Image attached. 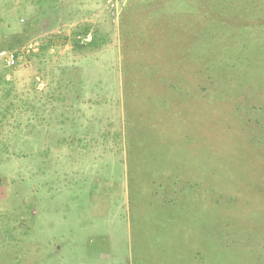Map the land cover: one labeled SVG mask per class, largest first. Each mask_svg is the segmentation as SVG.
Wrapping results in <instances>:
<instances>
[{"label": "rangeland", "instance_id": "374dc122", "mask_svg": "<svg viewBox=\"0 0 264 264\" xmlns=\"http://www.w3.org/2000/svg\"><path fill=\"white\" fill-rule=\"evenodd\" d=\"M34 41L0 60V264H264V0H0V50Z\"/></svg>", "mask_w": 264, "mask_h": 264}, {"label": "built area", "instance_id": "2783aa9c", "mask_svg": "<svg viewBox=\"0 0 264 264\" xmlns=\"http://www.w3.org/2000/svg\"><path fill=\"white\" fill-rule=\"evenodd\" d=\"M108 8L118 10L119 0H106ZM92 39V34L89 33L82 39V42H89ZM39 48V42L34 41L29 43L21 50L18 49H2L0 50V60L9 67H16L22 60L24 52L36 51Z\"/></svg>", "mask_w": 264, "mask_h": 264}, {"label": "crops", "instance_id": "0c3cea01", "mask_svg": "<svg viewBox=\"0 0 264 264\" xmlns=\"http://www.w3.org/2000/svg\"><path fill=\"white\" fill-rule=\"evenodd\" d=\"M64 1V0H63ZM84 1V0H83ZM61 8H63L64 7V5H61L60 6ZM40 100V99H39ZM41 106L43 105V103L45 102V99L44 98H41ZM58 101V104H60V106H61V115L62 116H64V111H65V104H68V103H66L65 101H66V98H61V100H57ZM33 103H34V101L31 99V108H30V114H29V119H28V121L30 122V124H34V123H36L37 121H36V119H34V109H33ZM72 105H73V107H72V110H73V112H78L79 111V108H78V110H77V108H75V104H76V101H74L73 103H71ZM62 120H63V118H62ZM64 121V120H63ZM41 122V121H40ZM38 123V122H37ZM38 127V126H37ZM31 133H30V135L29 136H33L34 135V133H33V131H34V128L32 127L31 128Z\"/></svg>", "mask_w": 264, "mask_h": 264}, {"label": "trees", "instance_id": "16d2710c", "mask_svg": "<svg viewBox=\"0 0 264 264\" xmlns=\"http://www.w3.org/2000/svg\"><path fill=\"white\" fill-rule=\"evenodd\" d=\"M89 34V30L88 29H86V31H85V33L83 34L84 36H87ZM79 41V40H78ZM82 41V40H81ZM79 43H80V41H79ZM85 44H87V45H89V46H99L100 44L98 43V40H97V38L94 36V34H93V37H92V39L89 41V42H87V43H85ZM12 49V48H11Z\"/></svg>", "mask_w": 264, "mask_h": 264}]
</instances>
